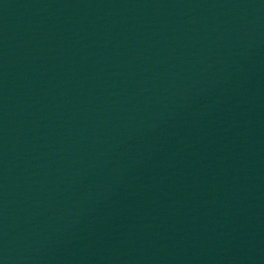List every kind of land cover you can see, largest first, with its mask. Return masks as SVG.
I'll use <instances>...</instances> for the list:
<instances>
[{"label": "water", "instance_id": "95a60500", "mask_svg": "<svg viewBox=\"0 0 264 264\" xmlns=\"http://www.w3.org/2000/svg\"><path fill=\"white\" fill-rule=\"evenodd\" d=\"M0 264H264V0H0Z\"/></svg>", "mask_w": 264, "mask_h": 264}]
</instances>
